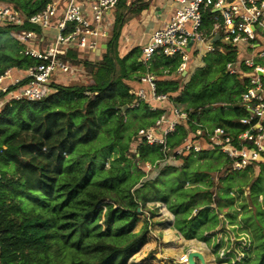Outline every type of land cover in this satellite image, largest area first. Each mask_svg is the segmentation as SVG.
<instances>
[{
	"label": "trees",
	"instance_id": "trees-1",
	"mask_svg": "<svg viewBox=\"0 0 264 264\" xmlns=\"http://www.w3.org/2000/svg\"><path fill=\"white\" fill-rule=\"evenodd\" d=\"M10 1L25 15H30L42 9L48 0ZM116 6L110 50L116 45L120 27L130 17L125 14L128 10L125 0ZM204 24H209L207 15ZM13 30L16 27L0 25V32L12 31L13 34ZM12 36L15 38L14 34ZM15 40V50L10 54L0 53V74L8 68L25 70L38 62L21 53L22 45ZM214 44L215 49L204 58V67L178 93L177 82L169 78L155 79L156 90L169 93L172 101L190 109L191 119L221 125L230 132L243 130L245 125L238 118L246 111L238 103L247 78H236L225 72V63L235 57V52L219 40ZM138 55V48H133L118 59L124 77L129 75L126 72L128 59L131 71L139 70ZM179 61L177 56L154 54L149 69L155 74L161 75L164 70L169 73L176 69ZM112 67L115 69V65L111 69L101 66L100 71H113ZM93 83L69 86L52 81L40 99H10L0 106V264H131L129 257L145 242V226L139 232L131 230L141 214L137 209L150 199L142 200L136 192L158 175L150 177L138 167L143 177L138 183H128L126 152L131 149L133 138L131 142L118 145L108 167L103 161L97 163L87 147L106 124H114L112 131L118 132L122 124L118 110H123L124 106H129L126 110H130L141 104L130 107L133 96L120 77L112 80L98 75ZM174 92L177 94L172 95ZM141 107L152 116L146 126L153 124L160 111L149 110L146 104ZM214 107L224 109L225 114L209 118ZM77 115L80 118L75 120ZM187 124L189 129L193 128L189 121ZM187 131L183 125H177L168 135L167 145H180ZM190 155L193 153L180 156V166H164L181 167ZM130 156L138 162H152L163 154L159 144L141 142ZM178 190L172 191L173 197L180 196ZM177 204L173 213L187 214L189 206ZM197 210L194 218L183 216L176 220V227L186 238L197 234L200 225L208 219L207 208ZM195 218L200 220L199 225L192 223ZM114 223L128 228V232L110 236L102 227Z\"/></svg>",
	"mask_w": 264,
	"mask_h": 264
},
{
	"label": "built area",
	"instance_id": "built-area-1",
	"mask_svg": "<svg viewBox=\"0 0 264 264\" xmlns=\"http://www.w3.org/2000/svg\"><path fill=\"white\" fill-rule=\"evenodd\" d=\"M119 1L48 0L42 9L25 15L10 0H0V25L16 27L13 34L22 45L20 52L38 61L23 70L22 76L13 74L11 68L0 74V106L10 99H40L50 82L74 74L75 66L66 58L67 49L72 45L95 48L96 38L107 34L105 13ZM169 7L172 14L152 31L141 47L140 60L148 63L154 54L177 56L180 61L176 71L184 75L187 52L199 47L201 51H213L217 35V40L235 52V57L225 63V72L247 78L239 97L246 114L238 118L245 129L230 132L224 126L191 119L190 109L172 101L168 93L157 92L154 75L145 74L139 82L146 88L128 90L133 96L130 107L146 104L149 110L160 112L153 124L137 129L131 149L134 151L141 142L159 144L163 157L155 160L162 164L177 165L181 155L203 150L222 154L230 171L264 164V0H169ZM205 15L211 27L208 32L203 30ZM28 25L39 26L40 32L53 29L54 38L41 46V34ZM160 102L169 105L161 108ZM177 125L188 129L187 134L180 145L169 147L167 137ZM198 139L202 143H197ZM144 170H152L147 161ZM180 260L187 264V253Z\"/></svg>",
	"mask_w": 264,
	"mask_h": 264
},
{
	"label": "rangeland",
	"instance_id": "rangeland-1",
	"mask_svg": "<svg viewBox=\"0 0 264 264\" xmlns=\"http://www.w3.org/2000/svg\"><path fill=\"white\" fill-rule=\"evenodd\" d=\"M148 2L149 0H126L128 7L126 16L136 15L137 10L147 6ZM33 27L36 32H40L39 26ZM210 28L206 25L203 30L208 32ZM10 32H0V53L10 54L11 50L16 49V37L14 38L12 31ZM115 47L111 50L106 48L105 57L95 63H87L74 55V60L73 58L69 60L78 70L75 68L74 80L70 75H62L65 79L60 76L55 82L69 86H88L94 84L93 81L90 82V78L94 80L98 75L99 77L106 75V78L112 80L119 78L120 56ZM187 53L189 59L186 74H179L175 69L169 73H165L164 70L161 75H157L175 80L179 87L189 83L191 77L204 67V58L209 52L201 51L199 47ZM81 62L83 64H80ZM140 63L139 70L131 71L130 60H126V72L129 76L139 77L144 73L145 64ZM113 65H115V69L112 67L113 71L108 69L100 71L101 66H110L111 69ZM150 69L148 72L153 73ZM235 76L239 78L238 75ZM225 112L224 109L214 107L208 117L215 118L220 114L224 115ZM117 114L122 116L118 132L112 131L114 124H106L100 130L98 138L87 146L89 155L93 154L97 163L103 161L105 167H108L115 157L118 145L131 142L136 130L141 126L146 127L152 118L145 113L143 107L118 110ZM74 118L78 120L80 117L77 115ZM102 119L104 120L103 117ZM196 142L202 143V140L198 139ZM132 151L133 149H130L126 152L128 154L125 164L129 167H127L129 184L133 181L138 183L144 175L141 176L138 167H142V170L145 167V162H138L130 156ZM208 152L190 155L181 167H165L156 160L147 161L152 168L147 174L153 178L156 174L158 176L146 182L136 192L137 197L142 200H150L146 201L145 206L138 208L141 214L131 231L139 232L145 226L147 233L145 242L129 257V263L185 264L180 260V256L188 251H195L200 256L195 258V264H264V166L253 165L245 170L230 171L226 169V162L219 152ZM176 163L180 166L182 159ZM175 189H179L181 198L173 197L175 195L172 191ZM175 202L189 206L187 214L173 213V209L178 205L174 204ZM201 208H207L208 219L200 225L197 234L186 238L175 224L183 216L186 219L194 218L197 209ZM192 223L199 225L200 220L195 218ZM102 228L113 237L120 232H128V228H123L118 223L110 224L108 227L103 225ZM170 232L175 234L172 239L168 237Z\"/></svg>",
	"mask_w": 264,
	"mask_h": 264
},
{
	"label": "crops",
	"instance_id": "crops-1",
	"mask_svg": "<svg viewBox=\"0 0 264 264\" xmlns=\"http://www.w3.org/2000/svg\"><path fill=\"white\" fill-rule=\"evenodd\" d=\"M116 9L117 6L114 9H110L105 13L107 34L105 36H99L96 38L97 46L95 48L83 49V48L73 47L72 45L69 49H67L66 58L70 59L73 58L74 55H76V57L83 59L82 61H86L87 63L89 62L95 63L97 61L100 62V60H102L105 57L106 48H108V45L112 40L114 34ZM172 11H173L172 8L169 7V0H149L147 6L141 7L137 11L138 13L136 15H132L129 18H127L126 21L120 27L119 36L117 38L115 45L116 46L115 49L116 51H118L120 58L126 56L133 48H138L139 55L137 59L139 62H142L140 60L141 47L149 40L152 31L162 26L163 21L166 20L170 14H172ZM89 20H91L90 13H89ZM39 33L41 34L40 39L42 40L41 46L42 44L45 43V41H52L55 35V31L53 29H49L48 31L44 30V32H39ZM80 64H83V62H81ZM144 64H145L144 73L141 74L140 76L145 74H153L155 79L161 78L159 77V75L155 74L154 72L153 73L148 72L150 68L149 62ZM11 71L15 75H21V76L23 75V70L11 68ZM124 73L125 72H123L120 68V80L129 87L128 90H130L131 88L135 89L141 86L146 88V84L139 82L140 76L132 77L128 75V77H124L123 76ZM75 74L76 73L71 74L70 78L72 79L75 78L74 77ZM64 79L65 78H63V80ZM92 81L94 82L93 78H90V82ZM181 88L182 87L178 88L177 93L181 90ZM177 93L174 92L172 93V95H175ZM168 105L169 103L166 102H160L158 104V106L161 108H167ZM140 106H142V104ZM140 106L136 108H140ZM174 236H175L174 233L168 235V237L171 239Z\"/></svg>",
	"mask_w": 264,
	"mask_h": 264
},
{
	"label": "water",
	"instance_id": "water-1",
	"mask_svg": "<svg viewBox=\"0 0 264 264\" xmlns=\"http://www.w3.org/2000/svg\"><path fill=\"white\" fill-rule=\"evenodd\" d=\"M217 35L213 38V40H216L217 39ZM191 44V41L189 42V44L188 45H190ZM127 108V106H124L122 109H126ZM138 211H139V209H138ZM200 256H199V254H198V252H195V251H188L187 252V264H195V258H199Z\"/></svg>",
	"mask_w": 264,
	"mask_h": 264
}]
</instances>
